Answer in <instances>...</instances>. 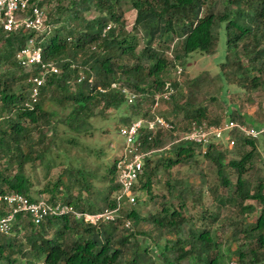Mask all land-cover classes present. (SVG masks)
Here are the masks:
<instances>
[{
  "label": "trees",
  "instance_id": "trees-1",
  "mask_svg": "<svg viewBox=\"0 0 264 264\" xmlns=\"http://www.w3.org/2000/svg\"><path fill=\"white\" fill-rule=\"evenodd\" d=\"M55 1L48 11V15H53L50 27L46 33L37 36V41L41 47L40 62L57 66L59 72L46 76L39 86L37 100L32 104H29L27 78L38 72V66H30L25 71L14 60L28 34L23 29L5 32L0 28V161H7L0 170V193L14 191L29 199L41 196L47 201H60L86 212L99 211L112 202L111 196L117 190L114 164L118 154L112 158L109 167L107 191L97 195L103 206L83 200L81 192L89 191L84 169L72 173L65 166L64 170H68L65 184L58 175L51 187L31 193L24 165L35 160L37 163L43 159L49 161V151L54 147L51 136H56L57 132L53 121L55 112L41 107L48 91L60 105L71 106L66 128L72 133L81 132L79 128L91 117L94 108L98 107L100 112L115 110L124 101L119 91L100 93L95 91L96 86H107L114 81L139 93L142 101L146 95L152 97L167 80L162 77L166 67L173 66L175 61L181 65L193 52H213L220 28L224 35V60L227 59L224 64L234 66L231 76H236L238 86L254 89L262 85L264 89V80L252 73L264 72V0H68L66 6ZM46 2L49 0H38L37 4L43 9ZM123 3H129L134 10L129 31L124 29ZM88 10L98 15L85 18L83 12ZM138 31L144 42L135 53ZM248 38H251L250 43ZM171 42L173 44L169 45ZM165 49L174 50L171 59L164 55ZM78 70L91 76L92 83L75 82ZM168 80L175 93L179 83L175 79ZM140 104L137 98L129 104L132 115L144 114L145 109L140 110ZM178 109L184 111L185 123L165 118L180 130L191 120L203 119L204 109L200 106L193 108L188 103H180L175 105V110ZM230 115L240 122H252L245 115ZM131 118L122 117L120 125ZM206 122L215 124L219 121L208 119ZM259 126L257 123L256 128ZM42 127L51 130L44 144L46 135ZM32 130L39 133L36 141L30 136ZM165 134L169 135L166 131H156L150 140L142 139L143 145L159 148ZM262 137L264 142V134L258 139ZM233 138L239 140V144L251 146L238 159L225 160L218 141L207 144L204 152L200 145L184 142L146 158L132 189L133 192L139 188L147 189L159 163L167 168L188 162L197 149L215 168L216 184L208 188L213 192L216 187L222 189L213 196L217 211L210 212L206 206L196 215H184L187 189L181 187L177 188L175 206L163 197L157 209L147 213L146 217L132 205L120 208L113 220H99L94 224L64 215L45 218L34 225L28 217L16 213L13 231L6 236L0 234V264H147L150 256H146L149 251L145 242L134 243L133 249L127 247L129 239L135 235L133 226L141 220L153 224L140 234L150 237L154 246H158L159 239L163 238L159 246L161 251L157 254L161 264H228L233 255L235 264H264V182L251 183L243 177L250 168L247 163L255 153L254 141L257 139H243L235 133ZM166 153L173 156L162 159ZM46 161L45 168L48 166ZM12 168L14 172L11 173ZM224 168L233 170L234 179L229 178ZM59 186L61 191L57 190ZM73 188H76L75 195L71 194ZM188 192L192 203L196 202L191 189ZM247 199L260 205L251 222L240 217L242 213L254 210L253 205L244 203ZM221 207L225 216L218 211ZM125 220L130 222L129 233L118 235L119 229L127 230L123 226ZM227 231L233 240L241 239L232 251L228 242L233 240L223 239L220 235Z\"/></svg>",
  "mask_w": 264,
  "mask_h": 264
},
{
  "label": "rangeland",
  "instance_id": "rangeland-1",
  "mask_svg": "<svg viewBox=\"0 0 264 264\" xmlns=\"http://www.w3.org/2000/svg\"><path fill=\"white\" fill-rule=\"evenodd\" d=\"M55 2V0H49V2L45 3L46 7L44 6L43 8L45 27L43 26L42 34L43 32L46 33L47 29L50 27L53 15L51 13L48 15V11ZM57 3L66 6L68 0H59ZM122 9L124 29L129 31L134 18V10L129 7V3H123ZM96 15H98L97 12L92 10L83 12V16L87 19L95 17ZM141 36V31L135 34L137 39L135 53H138L143 46L144 39H142ZM250 39L251 38L247 39L248 43H250ZM223 41V29L220 28L217 33V40L213 52L209 54L197 52L188 54L184 62L181 65L179 64L182 68L179 77L174 75L173 66L166 67L165 71L162 72V77L165 79H175L179 83V87H177L170 100L166 102L160 101V103H158L155 108L156 113L183 124L187 120L183 118L184 111L179 109L175 110V105L188 103L193 108L200 106L204 109V116L201 121L206 122L208 119L221 121L227 116L230 117V114L233 113L235 117L241 114L250 118L252 120L251 124L254 127H257V123L260 125L264 123V89L261 87L262 85H258L254 89H246L240 85L238 86L236 76H231V72H234L232 69L234 66L224 64L227 59L224 60ZM171 44L173 43L171 42L169 45ZM154 46H156V44H154ZM173 53L174 50L165 49L164 55H166L167 59H171ZM174 64H178V61L177 63L175 61ZM29 67L30 66H26L23 68L26 71L29 70ZM252 73H255L261 81L264 80V72L259 73L253 71ZM141 87L144 88L143 85H141ZM50 94V91L45 93L41 107L45 111L55 112L53 121L55 122L57 132L56 136H51L54 149L52 148L49 151V161L43 159V162L41 160V163H37L35 160L33 163L28 162L24 165V173L28 176L31 184L30 191L32 193L35 190L51 187L58 175H60V179H62L65 184L68 170L74 173V171L78 169H84L87 183L89 184V191L81 192L83 200L87 199L88 202L98 207L103 206L102 202L98 200L97 195H102L107 191V187L110 185L108 181L110 177L109 167L112 164V158L117 155L121 149L122 139L118 135L116 128L122 123V117L131 116L133 118V115L136 116L140 114H131L132 111L129 106L131 102H127V100L126 102L123 101L115 110L109 109L100 112L97 107L93 109L91 117L86 119V123L79 128L78 131L81 132L72 133L66 128V123H68V118L66 117L71 109L70 104L60 105L52 98L54 94ZM135 95L141 102L140 110L147 109L151 102L150 95H146L143 101L140 99L138 93H135ZM42 128L46 135V139L43 141L44 144L50 137L51 130L48 127ZM83 129L85 131H82ZM38 135L39 133L37 130H32L30 132L31 138L35 141ZM162 140L170 141V134L168 136L165 134ZM239 143V140L235 139L234 144L230 148L226 147L224 143H219V145L223 147L220 149L223 150L225 160L238 159L243 152L251 148L247 143ZM254 146L255 153H253L250 162L247 163V165H250V168L245 172L243 177L246 181L251 183L258 182L259 180L264 182L263 137L255 140ZM194 152L195 153H193V156L188 162L182 161L167 168H164L162 163H159L158 166L156 165L155 174L150 178L148 188H139L134 194L136 202L132 204V207L135 208L141 216L146 217L147 213L154 212L157 209V204L163 197L167 199V203L170 201L175 206L178 201L177 188L181 187H186L187 189L184 215H196L201 209L204 210L206 206H209L210 212L217 211V205L213 196L215 193H221L222 189L216 187L214 193L208 188L216 184L215 168L204 156H202V152L198 153L197 149H194ZM168 155L170 154L166 153L162 159L173 156V154L170 156ZM44 161L47 162L48 168H45ZM4 163H7L6 159L0 161V170L5 165ZM152 164L153 162L151 165ZM65 166L68 170H64ZM13 168L10 171L11 173L14 172ZM223 170L229 175L230 179H234L233 170L230 168H224ZM61 188L62 187L59 186L57 190L61 191ZM75 189L76 188H73L71 190L72 195L76 194ZM189 189H191L193 197L196 199L194 203L191 201V196L188 192ZM256 202L257 201L252 199L244 201L245 204L250 203L254 207L251 213L244 212L240 215L246 222L253 221L255 215H257L260 205ZM218 211L223 214L221 216H225V211L222 207ZM152 225L153 224L145 220L138 221L132 228L135 235L129 239L127 247H132L133 249L135 247L134 243L139 245L145 242L148 245L149 251L146 256H150V262L147 264H161L160 256L157 257V254L161 251L159 246L162 245L163 238L159 239L158 246H154L150 237L140 234V231L146 230ZM128 229H130V227L127 228V230L119 229L116 233L124 236L129 233ZM229 233L230 231L222 232L220 234L221 238L233 240ZM240 240L241 239L228 242L229 249L231 251L234 250ZM235 263L236 258L235 255H233L228 264Z\"/></svg>",
  "mask_w": 264,
  "mask_h": 264
},
{
  "label": "built area",
  "instance_id": "built-area-1",
  "mask_svg": "<svg viewBox=\"0 0 264 264\" xmlns=\"http://www.w3.org/2000/svg\"><path fill=\"white\" fill-rule=\"evenodd\" d=\"M37 2L38 0H0V28L5 32L23 29L28 34L23 45L14 55L15 62L21 67L38 66V72L27 78L29 104L36 102L39 86L45 81L46 76L59 72L57 66L40 62L41 47L37 36L42 34L45 24L42 6H39ZM181 71L182 68L179 64L173 65L176 77H179ZM83 80L89 84L92 83L91 76H86L85 72L78 70L75 82ZM107 90L119 91L125 102L127 100L132 103L137 97L136 92L114 81L107 86L98 85L95 88V91L100 93ZM173 93L174 88L170 80H164L162 88L153 93L150 105L145 109L144 114L134 116L117 128L122 142L114 164V182L117 185V190L112 194L110 206H105L95 212L78 211L70 204L60 201L50 202L41 196L29 199L18 192H3L0 193V234L6 236L13 231L16 213L28 217L30 223L34 225L43 222L45 218L64 215L91 224L99 220H113L120 208L136 202L135 192L132 189L142 173L143 161L146 158L153 157L162 150L184 142L200 145L202 152L206 145L212 141L224 142L225 146L229 148L234 144V139L231 136L225 137V134L230 132L247 139H255L264 134V123L256 128L249 123L231 118H226L216 124L191 120L184 129L180 130L173 122L155 112L158 103L168 101ZM156 131L168 132L172 137L171 140L164 141L159 148L144 146L142 139L145 137L150 140ZM123 226L129 228L130 222L125 220Z\"/></svg>",
  "mask_w": 264,
  "mask_h": 264
},
{
  "label": "clouds",
  "instance_id": "clouds-1",
  "mask_svg": "<svg viewBox=\"0 0 264 264\" xmlns=\"http://www.w3.org/2000/svg\"><path fill=\"white\" fill-rule=\"evenodd\" d=\"M134 92V91H133ZM137 116V115H136ZM162 116V115H161ZM164 117V116H163ZM165 118V117H164ZM226 118H231V117H229V116H227ZM226 118H224V119H226ZM224 119H222L221 121H223ZM231 119H235V120H237L236 118H231ZM169 120V119H168ZM221 121H219L218 123H220ZM237 121H240L239 119L237 120ZM246 123H249V122H246ZM212 124H214V123H212ZM216 124V123H215ZM249 124H251V123H249ZM252 125V124H251ZM232 133V134H231ZM235 135H237V134H235ZM232 137L233 138V132H230V133H227V134H225V137ZM239 136V135H238ZM241 137V136H240ZM260 137V136H259ZM241 138H243V137H241ZM234 139V138H233ZM243 139H247V138H243ZM255 139H258V137L257 138H255ZM234 141H235V139H234ZM219 143H224V142H219ZM225 145V144H224ZM172 147V146H171ZM170 147V148H171ZM169 148V149H170ZM230 148V147H229ZM165 150H168V149H165ZM162 151H164V150H162Z\"/></svg>",
  "mask_w": 264,
  "mask_h": 264
}]
</instances>
